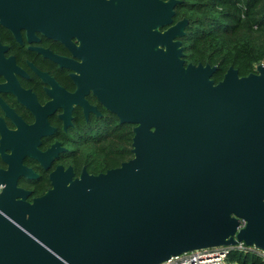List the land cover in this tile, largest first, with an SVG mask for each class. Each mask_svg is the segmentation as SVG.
<instances>
[{"label": "water", "instance_id": "obj_1", "mask_svg": "<svg viewBox=\"0 0 264 264\" xmlns=\"http://www.w3.org/2000/svg\"><path fill=\"white\" fill-rule=\"evenodd\" d=\"M177 2L68 0L65 25L59 1L0 0V23L34 26L85 57L78 88L133 125L130 159L77 178L57 166L30 200L15 178L34 174L23 153L9 156L0 264H157L237 241L264 251V64L245 76L228 67L214 83V66L185 63ZM54 146L30 156L42 163Z\"/></svg>", "mask_w": 264, "mask_h": 264}, {"label": "flooded vegetation", "instance_id": "obj_2", "mask_svg": "<svg viewBox=\"0 0 264 264\" xmlns=\"http://www.w3.org/2000/svg\"><path fill=\"white\" fill-rule=\"evenodd\" d=\"M48 1L63 4L58 17L66 25L68 0ZM18 14L19 18L27 15ZM70 43L80 46L75 37ZM50 56L70 60L75 68L59 65ZM85 63V57L73 55L64 43L48 38L34 26L18 21L10 28L0 23V170H6L9 156L23 153L21 165L34 177L18 175L15 185L29 192L27 200L50 188L49 174L57 166L69 167L72 178H77L82 169L85 171L80 166L75 173L68 164L67 141L75 140L79 132L93 129L104 116L116 117L102 106L91 89L84 92L78 88L76 80L85 74ZM52 145L54 155L42 158V163L30 156L32 149L43 153ZM43 177L48 187L40 195H33L32 187Z\"/></svg>", "mask_w": 264, "mask_h": 264}, {"label": "trees", "instance_id": "obj_3", "mask_svg": "<svg viewBox=\"0 0 264 264\" xmlns=\"http://www.w3.org/2000/svg\"><path fill=\"white\" fill-rule=\"evenodd\" d=\"M173 11V21H186L179 37L184 62L214 66L210 76L214 83L228 67L245 76L264 64V0H178ZM132 127L112 115L104 116L93 129L67 141L68 164L75 173L83 166L89 174L117 167L132 157ZM47 187L43 177L32 193L40 195ZM228 259L262 264L259 256L249 252L231 251Z\"/></svg>", "mask_w": 264, "mask_h": 264}, {"label": "built area", "instance_id": "obj_4", "mask_svg": "<svg viewBox=\"0 0 264 264\" xmlns=\"http://www.w3.org/2000/svg\"><path fill=\"white\" fill-rule=\"evenodd\" d=\"M1 189L2 186L0 184V191ZM231 251L253 253L259 256L261 263L264 264V251L253 245H246L241 241H237L230 245H220L185 251L172 255L157 264H237L235 261L228 259V254Z\"/></svg>", "mask_w": 264, "mask_h": 264}]
</instances>
